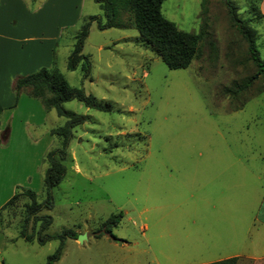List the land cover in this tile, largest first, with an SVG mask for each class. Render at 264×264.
I'll use <instances>...</instances> for the list:
<instances>
[{"label": "rangeland", "instance_id": "1", "mask_svg": "<svg viewBox=\"0 0 264 264\" xmlns=\"http://www.w3.org/2000/svg\"><path fill=\"white\" fill-rule=\"evenodd\" d=\"M225 1L162 2L165 18L201 34L198 54L181 69L168 68L135 28L99 29L92 21L82 47L90 62L87 77L83 61L69 70L67 59L80 25L90 15L104 17L94 0H81L79 12L74 8L77 21L55 40L54 66L70 85L111 108L95 110L75 99L63 103L87 118L73 128L52 208L38 213L51 217L42 234H77L64 239L54 264H199L240 245L264 187V79ZM230 1L241 18L252 17L264 60L261 0ZM250 6L256 7L253 13ZM234 106L239 108L232 111ZM34 112L33 119L42 122V112ZM65 121L50 110L44 124L29 127L30 137L39 139L20 142L25 179L17 187L30 188L40 202L45 153L60 147L58 137L44 133ZM49 138L52 145L43 152ZM14 156L10 152L3 160ZM29 201L20 196L0 210V264H45L58 246V239L39 244V222L32 220L27 232L34 239L19 236ZM118 213L117 225H103ZM200 224L214 239L205 235V244L194 247L196 234L207 233Z\"/></svg>", "mask_w": 264, "mask_h": 264}, {"label": "trees", "instance_id": "2", "mask_svg": "<svg viewBox=\"0 0 264 264\" xmlns=\"http://www.w3.org/2000/svg\"><path fill=\"white\" fill-rule=\"evenodd\" d=\"M102 10L104 19L99 15H90L81 25L74 36L72 50L68 56L66 67L69 70L76 68L82 62L83 76L87 77L90 69V62L82 53L83 43L88 36L89 27L92 21H96L99 29L110 27L135 28L140 39L149 44L151 49L163 60L170 69H181L187 67L199 52L201 40L200 33L187 32L179 29L174 22L164 17L161 12V5L164 0H94ZM202 5L205 0H201ZM231 23L235 26L247 45L249 57L257 66L258 71L264 79V60L260 58L257 47V33L251 24L252 17L241 18L238 14V7L230 0L225 1ZM250 10L256 7L250 6ZM252 79V78H251ZM247 79L244 84L251 82ZM15 102L21 91L34 98H37L45 110H54L58 116L66 119L62 126L49 130L51 136L59 138L60 147L50 149L45 153L44 160L48 166L44 171L42 189L45 193L43 201L37 200L36 193L30 188L17 187L10 199L0 208L6 209L18 197L26 196L29 202L24 204V222L21 226L19 236L32 241L33 232H27L28 222L33 225L39 222L37 241L39 244L58 239L59 243L55 251L47 257L45 264H54L62 253L64 239L66 237L76 238L77 234L71 229H64L57 234H42L51 223L49 215H39L42 209H50L53 205L52 190L63 179L65 174L64 160L68 155L70 140L73 138V128L86 120V116L77 114L64 108L63 103L70 100H78L87 107L95 110H110V103L97 101L95 97L86 93L82 87L72 86L65 76L53 65L51 68L41 67L39 70L17 76L13 83ZM262 91V90H260ZM259 91V92H260ZM239 107L234 106L233 110ZM3 107L0 104V113ZM121 213L109 216L103 223L106 227L117 225ZM236 257H228L201 264H235Z\"/></svg>", "mask_w": 264, "mask_h": 264}, {"label": "crops", "instance_id": "3", "mask_svg": "<svg viewBox=\"0 0 264 264\" xmlns=\"http://www.w3.org/2000/svg\"><path fill=\"white\" fill-rule=\"evenodd\" d=\"M80 3L81 0H0V104L3 107L0 113V208L25 179L20 142L30 138L39 139L38 136L30 137L29 127L32 126L34 129L44 124V119L50 111L43 107L45 111H42L40 101L29 96L24 90L20 92L13 106L14 80L17 76L30 74L41 67L55 64V40L60 36L63 27L77 21L75 9L78 11ZM259 7L264 14V0L260 1ZM42 35L46 37L43 38ZM35 108L38 117L42 112V122L39 118L37 121L33 119ZM26 109L27 117L24 114ZM50 129L51 127L46 128L44 135L49 134ZM52 142L49 138L43 152L50 148ZM10 152L15 155L14 160L12 162L3 160ZM258 198L252 216L248 220L245 215L242 216V219L246 220L247 229L240 239V245L236 249H225L215 260L235 256L237 258L235 264H264V187ZM209 206L211 209L216 208V204L211 201ZM198 227L205 229L207 233L196 234L194 247L201 241L205 244V235L210 242L215 235L211 229L207 231V226L202 227L200 224Z\"/></svg>", "mask_w": 264, "mask_h": 264}, {"label": "water", "instance_id": "4", "mask_svg": "<svg viewBox=\"0 0 264 264\" xmlns=\"http://www.w3.org/2000/svg\"><path fill=\"white\" fill-rule=\"evenodd\" d=\"M83 238H85V234H80L79 237H78V241H82Z\"/></svg>", "mask_w": 264, "mask_h": 264}]
</instances>
